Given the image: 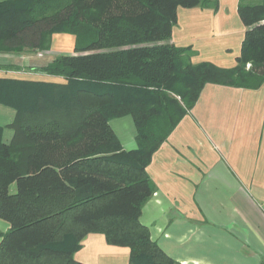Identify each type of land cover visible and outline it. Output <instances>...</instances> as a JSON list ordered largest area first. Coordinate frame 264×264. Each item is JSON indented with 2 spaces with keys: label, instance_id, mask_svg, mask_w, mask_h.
<instances>
[{
  "label": "trees",
  "instance_id": "obj_1",
  "mask_svg": "<svg viewBox=\"0 0 264 264\" xmlns=\"http://www.w3.org/2000/svg\"><path fill=\"white\" fill-rule=\"evenodd\" d=\"M193 7L219 1L0 0V52L73 37L72 52L8 68L35 78L0 77V103L16 111L8 143L0 128V264H85L74 253L89 233L128 247V264H178L140 221L156 190L146 167L207 83L264 84V0L237 1L245 30L231 66L172 42L179 9ZM123 116L136 130L129 150L110 125Z\"/></svg>",
  "mask_w": 264,
  "mask_h": 264
},
{
  "label": "crops",
  "instance_id": "obj_2",
  "mask_svg": "<svg viewBox=\"0 0 264 264\" xmlns=\"http://www.w3.org/2000/svg\"><path fill=\"white\" fill-rule=\"evenodd\" d=\"M231 20L228 8L224 12L220 3L215 12L180 8L172 42L192 45L197 51L194 62L234 65L245 27ZM235 27L239 35L233 50L227 37ZM67 36L53 37L55 42L41 57L39 52H0V77L35 78L33 73L6 69L11 64L40 65L45 56L46 63L54 52H69L60 48ZM218 38L223 39L224 52L218 50ZM54 44L59 48L55 50ZM15 114L0 103L5 143L13 137ZM110 125L123 149L136 147L130 116L114 118ZM146 170L156 190L143 206L140 221L178 264H264V84L248 89L207 83L193 108L153 153ZM8 228L0 218V230ZM74 258L85 264H128L129 249L108 244L101 233H89Z\"/></svg>",
  "mask_w": 264,
  "mask_h": 264
},
{
  "label": "rangeland",
  "instance_id": "obj_3",
  "mask_svg": "<svg viewBox=\"0 0 264 264\" xmlns=\"http://www.w3.org/2000/svg\"><path fill=\"white\" fill-rule=\"evenodd\" d=\"M234 1L235 0H219V3H220V7H222L223 11L227 13V8H228L229 13L231 14V19L232 20L233 19L236 20L240 24L241 22H240V20L238 18V14L236 12V7H235ZM236 2H237V0H236ZM228 22H230V21H228ZM235 30H236V27L234 28V32H232V36L229 37V38L227 37V44H228L229 47L232 46L231 48H233V50H235V45H237V42H238L237 38H238V35H239V33L236 32ZM234 33H237V34L234 35ZM67 37H69V38H66V40L63 42V44H61L62 46L60 48H63V49H66V50L70 49L69 52H72V49H73V40H72V38L73 37L70 36V35H68ZM218 40L220 42V43H218V46H217L219 48L218 50H221V51L224 52V50H222V49H225L224 48L223 39L222 38H218ZM54 42H55V40H51V43H54ZM54 45L56 46L55 50L59 48V47H57L56 44H54ZM40 53H41V55H44V54H46L48 52L40 51L39 52V56H37V57H41ZM53 54L55 55V54H58V53L54 52ZM54 55H49V56L53 57ZM46 59H47V57L45 56L43 58V60L46 61ZM45 61H44V63H45ZM44 63H41V64H44ZM249 66H250V64L247 63L246 68H249ZM6 70H9V69H6ZM22 76H29V75H22Z\"/></svg>",
  "mask_w": 264,
  "mask_h": 264
}]
</instances>
